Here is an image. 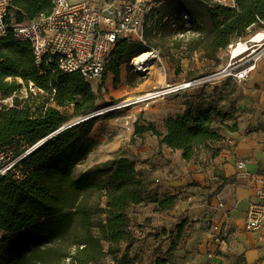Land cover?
<instances>
[{"label":"trees","instance_id":"obj_1","mask_svg":"<svg viewBox=\"0 0 264 264\" xmlns=\"http://www.w3.org/2000/svg\"><path fill=\"white\" fill-rule=\"evenodd\" d=\"M160 1L171 4L177 11L173 19L172 15L156 9L160 6L153 8L144 26L145 41L157 33L163 39L167 30L179 49L198 53L204 60L216 59L220 51L244 39L252 30L264 27V0H232L227 4L213 0ZM13 6L17 10L16 20L24 22L49 13L52 2L13 0ZM182 13L189 16V26L183 23ZM151 48L141 42L120 40L101 77V86L109 73L114 87L119 84L120 67L129 66L134 58ZM7 78H20L26 84L32 82L48 96L40 102L26 103L23 108L0 110V147L29 148L44 141L23 160L26 172L23 180L0 177V232L6 234L0 239V264H55L41 247L62 238L75 217L82 231L73 251L64 255L67 264H98L106 256L111 257L112 264H130L128 248L121 250V245L132 237L127 209L151 203L168 210L177 196L157 197L133 161L124 154L72 177L74 167L100 145L90 136L95 124L90 116L107 106L97 103L90 83L79 72L65 73L45 62L37 66L29 44L7 36L0 40V94L3 96L20 88L15 80L5 82ZM232 80L225 78L219 81L221 85L215 82L207 87L211 92L208 101L223 92ZM185 100L182 112L163 120L164 133L153 122L141 124L136 120L133 136L157 137L160 146L179 152L186 163L200 155L206 161L218 158L228 151L223 147L226 137L221 130L233 133L236 126L224 125L219 129L217 121L223 122L225 116L216 105L204 99ZM68 107L74 117L82 120L63 129L68 118L61 110ZM205 153L209 158L205 159ZM73 195H96L98 201L93 207L83 204L70 207L68 202ZM102 199L105 200L103 205ZM91 215L104 216L96 234L91 232L94 227ZM186 226L187 221L183 220L175 232L168 234L170 243L165 257L156 258L154 264L170 263Z\"/></svg>","mask_w":264,"mask_h":264},{"label":"rangeland","instance_id":"obj_2","mask_svg":"<svg viewBox=\"0 0 264 264\" xmlns=\"http://www.w3.org/2000/svg\"><path fill=\"white\" fill-rule=\"evenodd\" d=\"M213 1L227 4L232 0H226L225 3L220 0ZM156 9L164 11L167 15H172V18L177 11V8L167 2L162 3L160 8ZM158 32H160V29H158ZM254 32L252 30L251 33H248L249 35L241 40V43L252 37ZM156 42L158 43L157 46L153 44ZM236 44L223 51L216 59L204 60L198 53L190 54L185 49H179V46L172 41L171 32L166 30L165 38L160 39V34L157 33L153 34L148 41L146 40V45L150 48L152 46L157 48L155 50L158 51L159 55V59L152 63L153 68L151 71L139 73V71H135V67L131 69L130 65H122L120 67V83L115 87L110 73L107 74V79L102 86L101 81L97 83L96 81L90 82L97 103L107 104V106L97 110L90 116L95 121L90 136L97 140L100 145L88 154L84 160L80 161L82 166H87L85 168L87 169L90 166L104 163L124 154L133 161L136 170L141 173L148 188L157 197L177 196L176 201L168 210H161L156 204L151 203L127 209L128 227L132 237L127 244L121 245V250L125 247L128 248L130 264H154L156 258H164L170 243L168 234L175 232L176 226L183 220L187 221L183 239L173 257L170 258L169 264L264 263V248L248 245L245 239L238 236H231L225 255L222 256L217 253L210 260L208 252L213 247L209 249L208 245H205L201 233L205 230L204 225L208 207L211 203H216L217 196L220 195L227 184L226 181H222L220 175L213 174V177H209L204 184L193 179L182 184L180 182H182L183 174L178 171L180 169L191 171V169L181 159L179 152H172L166 147L160 146L159 139L150 134H145L142 137L133 136V123L136 120L141 124L149 121L153 122L158 130L164 133L163 120L166 115L160 108L162 99L149 103L142 101L134 103L133 100L166 84L209 77V73L220 72L228 64L232 68L240 67L246 59H242L241 56L232 58V51L235 49ZM261 64L264 68V60ZM259 74L263 75L264 70L259 71L258 66L256 74L249 83L253 84L252 80ZM129 77H131V80ZM218 85L221 84L218 82ZM243 88L246 89L244 84L239 86L233 80L229 81L224 91L207 103L211 102L216 105L217 109L225 116L223 122L217 121L219 129L224 125H235L236 131H239L240 135L249 134L254 137L258 144H264V113H261L263 108H254L256 101L259 102L260 99L254 90L251 89L248 94H245ZM173 96L167 97L166 100L175 99L177 101L176 98L180 97L178 101L181 102L182 100L181 103L185 108V99L188 100L187 93ZM115 106L121 108L114 109ZM61 112L68 118L66 125H75L81 120L80 117H74L73 110L70 107L62 109ZM123 127L128 128L125 135H121V128ZM221 131L226 137V143L223 147L226 146L230 150L232 137L229 133ZM101 153L106 156L95 161V156ZM112 154L115 155L112 156ZM254 161L252 160V162ZM189 163H194L199 167L206 164L203 155L197 156ZM175 168L178 170L177 172ZM203 170H206V167ZM72 177L76 178L73 173ZM97 201L96 195H73L70 197L68 206L73 207L83 204L93 207ZM104 203L105 200L102 199L101 204ZM244 205V201L237 204L238 215L241 214ZM65 211H69V209ZM91 221L94 226L91 232L96 234L97 225L104 221V216L91 215ZM81 231L80 221L75 217L67 233L62 238L41 247V249L46 250L47 254L50 255V260L55 264H67L64 255L73 251L75 244L80 239L79 234ZM5 236V233L0 232V239ZM104 247L106 248L105 244ZM253 251L261 252L262 257L258 258L255 263H250L247 255ZM98 264H112V259L106 256Z\"/></svg>","mask_w":264,"mask_h":264},{"label":"built area","instance_id":"obj_3","mask_svg":"<svg viewBox=\"0 0 264 264\" xmlns=\"http://www.w3.org/2000/svg\"><path fill=\"white\" fill-rule=\"evenodd\" d=\"M51 2L52 8L49 13L41 14L31 21L18 22L13 0H0V40L11 36L16 42H26L31 48L37 66L45 62L47 65H55L65 73L79 72L88 83L93 81L97 83L101 80L120 40L146 44L144 38L146 18L153 8L162 4L160 0H51ZM182 21L189 26L187 14L182 13ZM262 24L264 25V22ZM257 36L258 39L255 40ZM241 40L243 39L235 42L237 43L235 49L240 45L245 47L232 57L241 56L242 59H246L240 67L232 68L228 64L220 72L217 71L219 73L209 74V77L166 84L135 100L140 99L149 103L157 99H166L172 95L186 94L193 88L211 87L215 82L225 78H232L236 84L243 86L264 60V27L255 30L252 37L245 42L241 43ZM142 56L145 57L141 59ZM158 59V51L151 48L138 58H134L130 67L131 69L135 67V71H138V64L146 67ZM13 80L20 88L8 96L0 94V110L23 108L26 103L30 105L34 101L40 102L48 96L34 83L26 84L20 78H7L5 82ZM43 142L20 149H16L15 145L1 146L0 177H10L15 181L23 180L26 175L23 160ZM235 177L253 183L255 199L248 204L245 211L244 228L249 233H258L264 226V177L247 171L243 159L236 162ZM217 207L223 208V204L218 203ZM205 227L213 246L208 252V258L211 260L217 253L219 255L226 253L231 231L226 220H215L210 214L205 220Z\"/></svg>","mask_w":264,"mask_h":264},{"label":"crops","instance_id":"obj_4","mask_svg":"<svg viewBox=\"0 0 264 264\" xmlns=\"http://www.w3.org/2000/svg\"><path fill=\"white\" fill-rule=\"evenodd\" d=\"M222 53L223 51L219 52V54ZM258 66L259 71L264 70L262 64H259ZM256 72L249 78L248 81L244 83L246 89L243 88V93L248 94L251 89L254 90L258 94L257 96L260 99L259 102L256 101V107L254 106V108H263L261 113H264V74L257 75L255 79L252 80L253 84L249 83ZM187 96V98L189 100H192L193 102H196L197 99H204L205 101H208L211 96V92L207 88L204 90L193 88L187 92ZM176 99L179 100L180 97ZM178 100H161L162 102L160 108L165 112V118L176 113H180L185 109L183 107V103H181L182 100L181 102ZM229 134L230 137H232L231 143H233V145L231 144L230 150L222 152L218 158L209 159L208 161L204 160L206 164L201 167L195 165L194 163H187L186 165L189 169H191V171H184L183 169H180V171H178L176 168L175 170L176 172L178 171L183 174V177L181 178L182 182H180L182 184L188 183L192 179L198 180L201 184H204L209 177H213V174L220 175L222 181H226L227 184L222 189L220 195L217 196L216 203H211L209 205L206 218L210 214L214 217L215 220H226L230 227L232 237L238 236L245 239V242L248 245L264 248V226L258 233H249L244 228L245 211L248 204L255 199L253 183L250 180H239L235 177L236 162L240 159L245 160L247 171L252 174L262 175L264 177V144H258V142L254 140V137H251V135L249 134L244 133L240 135L239 131H235ZM206 156L208 157L209 154L205 155V159ZM252 160L255 161L252 162ZM204 167H206V170H203ZM228 181L230 182L228 183ZM242 201L245 202L244 209L242 210L241 214L238 215L237 204ZM218 203H222L223 208L217 207ZM201 234L203 236L202 239L205 241V245H208L209 249H212L213 246L208 238L206 227ZM231 236L229 237V239L231 238ZM260 253L256 251L248 253V261L250 263H255L258 258L262 257V254Z\"/></svg>","mask_w":264,"mask_h":264},{"label":"bare ground","instance_id":"obj_5","mask_svg":"<svg viewBox=\"0 0 264 264\" xmlns=\"http://www.w3.org/2000/svg\"><path fill=\"white\" fill-rule=\"evenodd\" d=\"M220 1L223 2V3L226 2V0H220ZM256 39H258V36L255 38V40H256ZM244 47H245L244 45H240L239 48L233 50V51H232L233 56H235L236 53H237L239 50L243 49ZM144 57H145V56H142L141 59L144 58ZM137 68H138L139 73H145L146 71H151L152 68H153V66H152V64H150V65H147V66L145 67V66H140V64H138V65H137ZM140 101H141L140 99H137V100H134V103H137V102H140ZM127 130H128V128H124V127L121 128V135H125L126 132H127ZM114 155H115V154H114ZM114 155L112 154V156H114ZM105 156H106V155L103 154V153L98 154L97 156H95L94 160H95V161H96V160H99V159H101V158H104ZM86 167H87V166H82V164L79 162V163L74 167V169H73V175H74L75 177H78V176H79V175L85 170Z\"/></svg>","mask_w":264,"mask_h":264},{"label":"water","instance_id":"obj_6","mask_svg":"<svg viewBox=\"0 0 264 264\" xmlns=\"http://www.w3.org/2000/svg\"><path fill=\"white\" fill-rule=\"evenodd\" d=\"M82 120V119H81ZM81 120H79V122L81 121ZM73 124H71V125H67V126H65V127H63V129H65V128H68V127H70V126H72ZM63 129H61V130H63ZM91 167V166H90ZM90 167H88L87 169H89ZM87 169H85L84 171H86ZM83 171V172H84Z\"/></svg>","mask_w":264,"mask_h":264}]
</instances>
